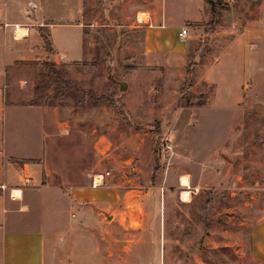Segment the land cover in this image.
I'll return each instance as SVG.
<instances>
[{"label": "rangeland", "instance_id": "374dc122", "mask_svg": "<svg viewBox=\"0 0 264 264\" xmlns=\"http://www.w3.org/2000/svg\"><path fill=\"white\" fill-rule=\"evenodd\" d=\"M27 1L0 0L1 14L20 19ZM148 1L46 0L56 19L82 23L86 55L57 65L12 64L0 101L15 96L57 117L55 132L48 123L39 187H87L88 172L110 170L100 188H115L117 197L101 206L106 230L87 226L91 244L100 242L99 258L89 264H264L249 253L251 229L264 218V65L250 66L243 98L233 106L227 95L205 105L208 87L194 88L215 34L239 32L245 16L257 15V0H205L207 19L189 24L186 59L169 73L144 52L147 14L138 16ZM5 113L7 137L13 127ZM185 173L187 185L179 177Z\"/></svg>", "mask_w": 264, "mask_h": 264}, {"label": "crops", "instance_id": "0c3cea01", "mask_svg": "<svg viewBox=\"0 0 264 264\" xmlns=\"http://www.w3.org/2000/svg\"><path fill=\"white\" fill-rule=\"evenodd\" d=\"M36 1L40 2L39 7ZM30 2L38 9L29 8L27 12ZM256 7L257 15L245 16L239 32H217L211 40L208 55L203 56L196 69L194 85V88L200 85L204 93L208 87L205 105L214 99L221 100L223 95L230 99V106L238 104L251 74L250 66L264 65V59H260L264 58V0H257ZM145 8L142 11L147 14L143 35L145 55L150 61L165 63L169 73L175 62L182 64L186 59L189 37L194 33L189 24L207 19L205 0H151ZM32 12L33 17H28ZM7 18V12L0 11V49L4 46L0 50V84L5 69L16 62L57 65L80 61L86 55L82 23L77 18L56 19L46 9V0H28L25 16L11 22ZM13 24L25 29L21 37L16 36ZM69 26L73 27V33L62 36L61 29ZM184 26L188 34L182 42L178 32ZM41 27H47L49 48ZM166 86L172 90V84ZM16 111H21L27 122L23 126L21 120L14 119ZM4 113L6 118L9 115L13 127L8 139L3 132ZM48 123H52L55 132L57 117L36 111L27 100L21 103L10 95L0 101V264H89L91 259L99 258L100 247L96 245L100 242L92 240L95 245L91 253L87 226L95 222L106 230L108 225L102 224L100 209L105 201L114 200L117 192L115 188H91L89 178L87 187L72 184L67 191L59 185L39 187L46 168V140L52 135ZM26 176L32 177L31 184L25 183ZM188 176L185 173L179 177L188 180ZM74 209L81 213L74 215ZM77 216L80 219L74 220ZM249 253L254 260L264 261V218L251 229Z\"/></svg>", "mask_w": 264, "mask_h": 264}, {"label": "built area", "instance_id": "2783aa9c", "mask_svg": "<svg viewBox=\"0 0 264 264\" xmlns=\"http://www.w3.org/2000/svg\"><path fill=\"white\" fill-rule=\"evenodd\" d=\"M28 5L32 9L36 8V5L31 2ZM16 26L17 24H14V27ZM187 34V27H182L178 32V39L182 42L185 41L187 38ZM164 147L166 152H173L172 145L169 142H165ZM87 176L90 179L91 188H99L101 186H105V180L111 176V172L110 170H106L104 172H88ZM24 181L28 184L31 182V178L29 176H26L24 178Z\"/></svg>", "mask_w": 264, "mask_h": 264}, {"label": "bare ground", "instance_id": "6f19581e", "mask_svg": "<svg viewBox=\"0 0 264 264\" xmlns=\"http://www.w3.org/2000/svg\"><path fill=\"white\" fill-rule=\"evenodd\" d=\"M143 16H144V14L140 13V15L138 17L139 21L144 19ZM14 30H15L17 37H21L25 33V29H23L20 25H17ZM181 183L183 185H187V179L185 177L181 178ZM16 194H17V192H16ZM187 195H188V191H184L182 197L186 198Z\"/></svg>", "mask_w": 264, "mask_h": 264}, {"label": "trees", "instance_id": "16d2710c", "mask_svg": "<svg viewBox=\"0 0 264 264\" xmlns=\"http://www.w3.org/2000/svg\"><path fill=\"white\" fill-rule=\"evenodd\" d=\"M41 35H42V37H43V40H44V43H45L46 47L49 48V41H48L47 36H45V35L42 34V33H41Z\"/></svg>", "mask_w": 264, "mask_h": 264}, {"label": "water", "instance_id": "95a60500", "mask_svg": "<svg viewBox=\"0 0 264 264\" xmlns=\"http://www.w3.org/2000/svg\"><path fill=\"white\" fill-rule=\"evenodd\" d=\"M122 89V87H120ZM108 218H110V216H108Z\"/></svg>", "mask_w": 264, "mask_h": 264}]
</instances>
